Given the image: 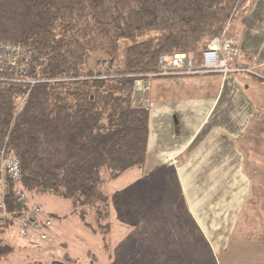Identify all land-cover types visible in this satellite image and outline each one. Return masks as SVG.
Masks as SVG:
<instances>
[{"label": "trees", "instance_id": "obj_1", "mask_svg": "<svg viewBox=\"0 0 264 264\" xmlns=\"http://www.w3.org/2000/svg\"><path fill=\"white\" fill-rule=\"evenodd\" d=\"M251 4L0 0V41L32 48L24 79L35 81L31 88L0 81V138L9 134L22 174L7 189L9 209H19L12 201L24 191L29 204L39 195L62 197L106 218L99 210L108 202L107 180L145 163L148 110L131 107L136 77L155 73L160 55L199 59L226 21L240 17ZM95 55L103 60L98 69L90 64ZM7 234L0 228V259L12 251L4 241ZM73 262L64 253L52 264Z\"/></svg>", "mask_w": 264, "mask_h": 264}, {"label": "crops", "instance_id": "obj_2", "mask_svg": "<svg viewBox=\"0 0 264 264\" xmlns=\"http://www.w3.org/2000/svg\"><path fill=\"white\" fill-rule=\"evenodd\" d=\"M227 35L240 52L228 65L244 71L152 80L145 164L129 186L148 192L152 233L176 196L212 264H264V0ZM182 235L167 259L195 261L193 235Z\"/></svg>", "mask_w": 264, "mask_h": 264}, {"label": "rangeland", "instance_id": "obj_3", "mask_svg": "<svg viewBox=\"0 0 264 264\" xmlns=\"http://www.w3.org/2000/svg\"><path fill=\"white\" fill-rule=\"evenodd\" d=\"M231 21V17L226 21V35ZM234 44L237 46L235 42ZM239 53L238 48V54L230 62ZM191 56L196 60V57ZM102 62V57L95 55L90 64L98 69L97 66ZM184 71L176 70L178 75L167 74L171 77L193 75L183 73ZM202 73L212 72L203 71L199 74ZM167 74L154 77L167 78ZM151 85L152 80L147 89L148 94ZM137 169L107 180L105 192L108 202L104 209L99 210L102 216L106 214V218H98L95 208L73 205L66 198L46 195L34 197L41 210L48 212L52 219L53 226L48 231L51 242L35 244L14 233L7 234L4 241L12 247V251L0 259V264H52L64 253H68L76 261L71 264H212L206 245L197 240L190 222L185 220L178 197L175 196L173 200L171 195L167 196L173 203L171 206H168L167 198L163 199L162 220L152 233L153 223L149 224L147 212L148 192L142 190L133 194L129 186L132 174ZM102 176L107 179L104 170ZM172 191L171 189L170 192ZM171 210L175 212L174 215ZM186 231L193 235L191 239L194 243L188 244V252L198 258L195 261L168 260L173 255L171 252L178 247L175 241L184 240L182 234ZM179 246L186 247L184 243Z\"/></svg>", "mask_w": 264, "mask_h": 264}, {"label": "built area", "instance_id": "obj_4", "mask_svg": "<svg viewBox=\"0 0 264 264\" xmlns=\"http://www.w3.org/2000/svg\"><path fill=\"white\" fill-rule=\"evenodd\" d=\"M33 50L28 45L0 41V81L13 84H28L29 87L35 81H27L24 77L28 74ZM238 54V48L234 42L226 38L225 29L219 37L212 39L207 48L202 52V64L196 67L192 58L185 55V66L176 69L171 66L176 54L160 55L157 61V72L148 75H138L131 91V107L138 109L148 108L147 89H149L150 77L167 74L176 70H185L183 73L221 72L228 74L232 71H244L243 67H229ZM139 78V80H138ZM144 94V95H143ZM26 95L20 102V106ZM8 135L0 138V228L7 229L10 234H16L32 243H44L50 241L49 229L52 227V219L41 210L36 203L27 202V194L24 191L15 193L14 207H8L10 199L7 197V189L19 183L22 174L19 163L8 145ZM13 189V187H11Z\"/></svg>", "mask_w": 264, "mask_h": 264}, {"label": "bare ground", "instance_id": "obj_5", "mask_svg": "<svg viewBox=\"0 0 264 264\" xmlns=\"http://www.w3.org/2000/svg\"><path fill=\"white\" fill-rule=\"evenodd\" d=\"M187 55V54H186ZM187 56H189L190 58H192V56L191 55H187ZM184 58H185V55H182V54H176L174 57H173V62H172V64H171V66H173L174 68H176V69H179V68H183L184 66H185V64H186V62H185V60H184ZM192 62H193V64L196 66V67H200L201 66V64H202V58H201V60H200V62H198V63H196V61L192 58ZM158 71V70H157ZM156 71V72H157ZM155 72V73H156ZM152 74V73H151ZM170 74H172V75H178L179 73L178 72H176V71H174V72H171ZM170 74H167L166 75V77H171V75ZM199 73H193V75H198ZM148 75V74H147ZM154 76H157V75H154ZM154 76H152V78L154 77ZM158 76H160V75H158ZM152 79H150V81H151ZM8 192V191H7ZM7 197H8V193H7ZM9 198V197H8ZM16 198V197H15ZM13 201H15V200H13Z\"/></svg>", "mask_w": 264, "mask_h": 264}]
</instances>
